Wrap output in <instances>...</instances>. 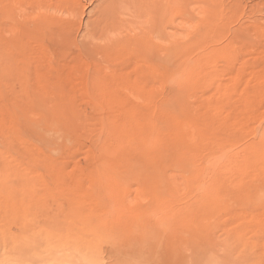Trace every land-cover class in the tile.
I'll return each instance as SVG.
<instances>
[{
	"label": "rangeland",
	"instance_id": "374dc122",
	"mask_svg": "<svg viewBox=\"0 0 264 264\" xmlns=\"http://www.w3.org/2000/svg\"><path fill=\"white\" fill-rule=\"evenodd\" d=\"M165 1L122 68L0 0V263L264 264V0Z\"/></svg>",
	"mask_w": 264,
	"mask_h": 264
},
{
	"label": "bare ground",
	"instance_id": "6f19581e",
	"mask_svg": "<svg viewBox=\"0 0 264 264\" xmlns=\"http://www.w3.org/2000/svg\"><path fill=\"white\" fill-rule=\"evenodd\" d=\"M30 1L32 3H35L36 10H42L46 15L43 16L45 18L42 19L43 23L40 24L39 26H36V24H32V23H26V27L23 30L26 32L27 37H29L33 33L43 34L44 31L47 30L48 27H51V29L55 28L56 30L60 32V34H63L65 36H69L71 32H76V37H74L75 44L79 48L85 49V48H88L90 43L92 42L91 41L90 43H88L86 47L85 44L87 42H85V39L91 34L93 35V34L98 33L100 34L98 39L101 41H105V42H103L102 45L100 44V45L95 46L96 49L99 50L101 54L110 55L111 54L110 51L116 52V55L118 58L115 61L122 68L128 67L130 65V62L133 63V61L135 60H134V57L130 58L126 56L125 52L123 53H118V52H122L126 48H128V46H124L125 44H128V42H131L132 44L134 42H138L139 40H141V36H145V31H144V29L146 30L145 24L146 23L151 24L150 20L148 19L149 17L144 19L143 21H137L138 13L142 12L144 17L150 16V12L159 10L160 9L159 6H161V3L164 2V0H160V1L155 0L154 3L152 2V0H88L90 4H93L94 2H96V5L94 6V9L92 12H89L86 14L85 10L83 9L84 7H80L78 4L77 6L70 7L67 10L65 9L64 10L62 9L53 10V8L55 7L53 6V3L51 0H30ZM167 1L169 0L165 1L166 5L168 3ZM151 2L153 4L149 7L150 10L148 12H146L147 9L141 10L143 9V7L145 8V6H147L148 3L150 5ZM169 2L171 3L173 2V0ZM137 8H139L141 11L138 10ZM50 12L54 15V17H51L48 14ZM17 13L19 17H21V14L18 11ZM14 14H15V10H13L12 12H9V15L12 20L14 18L13 17ZM127 15L128 17H126ZM7 16H8V13L6 11L5 18H7ZM83 16H87L86 21H83V18H84ZM139 16H141V14ZM140 18L141 17H139V19ZM1 24L5 25L4 23H1ZM147 27L150 28L149 26ZM39 31H41V33ZM111 35L112 37H110ZM69 37H72V36H69ZM131 48L133 47L131 46ZM141 49L142 48L138 49L137 51L141 52L142 51ZM1 51L2 52L4 51L3 48H1ZM150 54H146V55H148L150 58ZM59 66L60 65L52 64L51 67L46 68V70L49 73L57 72V69L59 68ZM33 68L34 67L31 65V62L30 63L24 62V65L21 71L28 73ZM1 75H2V78L10 77L9 82H11V85H13V79L11 77L12 75L11 70L9 71L4 70V72L1 73ZM148 80L151 81V79H148ZM3 262L0 264H5ZM66 263L67 262H65V264Z\"/></svg>",
	"mask_w": 264,
	"mask_h": 264
}]
</instances>
